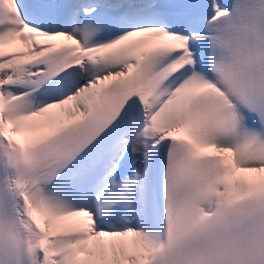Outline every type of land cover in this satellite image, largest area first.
Masks as SVG:
<instances>
[{
  "label": "snow or ice",
  "instance_id": "1",
  "mask_svg": "<svg viewBox=\"0 0 264 264\" xmlns=\"http://www.w3.org/2000/svg\"><path fill=\"white\" fill-rule=\"evenodd\" d=\"M0 264H264V0H0Z\"/></svg>",
  "mask_w": 264,
  "mask_h": 264
}]
</instances>
